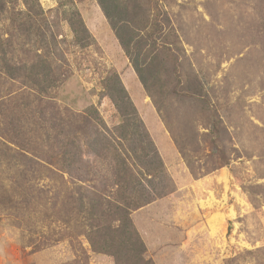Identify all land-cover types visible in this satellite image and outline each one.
<instances>
[{
	"label": "rangeland",
	"instance_id": "374dc122",
	"mask_svg": "<svg viewBox=\"0 0 264 264\" xmlns=\"http://www.w3.org/2000/svg\"><path fill=\"white\" fill-rule=\"evenodd\" d=\"M105 6L0 0V264H264V0ZM114 73L164 172L114 130Z\"/></svg>",
	"mask_w": 264,
	"mask_h": 264
},
{
	"label": "trees",
	"instance_id": "16d2710c",
	"mask_svg": "<svg viewBox=\"0 0 264 264\" xmlns=\"http://www.w3.org/2000/svg\"><path fill=\"white\" fill-rule=\"evenodd\" d=\"M98 2L100 3L102 9L104 10V13L106 14V16L109 18L110 15H109V11L107 10V8L105 6V0H98ZM69 23H70V26L75 33H81L83 30L86 32V27L83 23L81 16L78 13H77V19L76 20L69 19ZM126 27H127V30L130 31L131 30L130 27H133V26H131L130 24H127ZM134 29H136V28L134 27ZM132 31L134 33L135 30H132ZM117 35H118L119 42H120L124 52L127 54V56L130 59L136 73L139 76L141 83L143 84L144 88L147 90L146 82H145L143 75H142V68H141L142 66H139L137 64V61H135V59L131 55L132 44L130 42H127V43L124 42L122 36L119 33H117ZM83 44H86V42H84ZM105 89H106V91L110 92L109 93L110 98L113 100L116 108L118 109V111L120 112V114L123 117V124L120 127H117L114 129L115 131H117L118 136L121 139V141H123V142L125 141L126 143H130L129 142V137H130V141L135 142V145L132 143V147L130 145V150L132 149V151H133V146H136V148L139 147L142 149L143 148L142 145L144 146V142L146 141L147 142L146 147H151L153 149V151L151 153L153 154L155 159L159 160V162H160L161 160H160L159 154L156 150V147L154 146L145 126L143 125L142 120L140 119L137 110L134 107H132V102L130 100V97H129L127 91L125 90V87L123 86L118 74L114 73L110 78L106 79ZM115 92L117 93V95H115ZM120 129H122V130H120ZM114 130L112 131L113 134H115ZM118 131H120V133ZM140 133L142 134L141 139H137V137ZM114 139L115 138L113 137V139L107 140V142L105 143L106 149H108L109 147L114 149L115 146H114V144H112ZM136 148H134V150ZM123 149H124V153H125V151L127 152V150H125L124 146H123ZM115 151H116V149H115ZM146 157H147V155H146ZM146 159H148V158H146ZM124 163L125 162L123 159H121L120 154H117L116 157H113V167L112 168L115 169V171H116L114 174H116L117 179H118L117 185H120V183H119L120 181L122 182V184H123V181H124V183L127 184L126 178L123 177V175H122V174H128V168L124 167ZM159 170L164 172V165H163L162 161L159 163ZM127 178L130 180H133V178H130V177H127ZM138 184L140 187L143 185L141 180L138 182ZM127 185L130 186V184H127ZM143 187H144V185H143ZM120 191H121V189H120ZM129 191H130V189H128L126 186L125 189H122V193H121V199L124 202H126L127 204H133V205H126L129 207L126 209V212H129L132 209V208H130L131 206H133L135 208H140L143 205H145L144 201L141 199L143 194L140 191L136 192L137 193L136 200L129 203V200H130V198L128 197ZM126 206H124V207H126ZM128 222L130 223V220ZM122 227H123V225H122ZM122 227L121 226L119 227L120 230L122 229ZM119 232L122 233L123 235L126 233V231L125 232L119 231ZM135 260L136 261L134 262V264H152L151 261L142 259V255H139V256L137 255L135 257Z\"/></svg>",
	"mask_w": 264,
	"mask_h": 264
}]
</instances>
